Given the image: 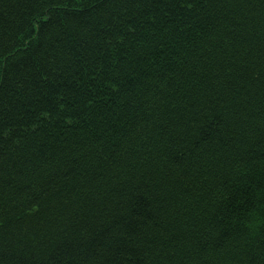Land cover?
I'll return each instance as SVG.
<instances>
[{
  "label": "trees",
  "instance_id": "16d2710c",
  "mask_svg": "<svg viewBox=\"0 0 264 264\" xmlns=\"http://www.w3.org/2000/svg\"><path fill=\"white\" fill-rule=\"evenodd\" d=\"M0 264H264V0H0Z\"/></svg>",
  "mask_w": 264,
  "mask_h": 264
}]
</instances>
